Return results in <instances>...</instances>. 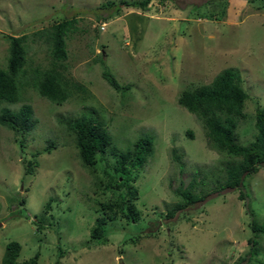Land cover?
<instances>
[{
  "label": "rangeland",
  "instance_id": "obj_1",
  "mask_svg": "<svg viewBox=\"0 0 264 264\" xmlns=\"http://www.w3.org/2000/svg\"><path fill=\"white\" fill-rule=\"evenodd\" d=\"M108 1L114 4L101 7ZM120 1L0 0V67L8 35H31L75 17L65 73L89 89L58 105L27 87L36 128L23 138L0 126V264L11 240L21 244L18 263L37 251L35 264H264V234L249 258L247 211L250 205L264 223V167L246 176L241 189L210 192L226 156L209 147L198 117L177 103L182 90L236 67L248 94L239 142L253 139L255 109L264 107V0H150L145 9ZM31 38L27 66L48 67L46 42ZM104 69L126 87L110 86ZM91 113L119 151L152 139L143 166L130 172L138 190L135 221L103 206L121 191L116 157L107 150L93 167L80 161L66 119ZM192 181L209 194L168 217L180 199L175 190ZM97 218L104 219V234L92 238Z\"/></svg>",
  "mask_w": 264,
  "mask_h": 264
},
{
  "label": "trees",
  "instance_id": "obj_2",
  "mask_svg": "<svg viewBox=\"0 0 264 264\" xmlns=\"http://www.w3.org/2000/svg\"><path fill=\"white\" fill-rule=\"evenodd\" d=\"M149 1L122 0L120 4L145 9ZM113 4L108 1L101 7ZM76 22L75 17L65 18L31 35L7 36L9 46L6 65L0 67V105L6 103L19 104V106L15 109L9 106L0 107V126L23 138L36 128L37 118L33 107L24 97L27 87L33 88L40 96L58 105L66 102L74 93L88 94L89 89L83 83L73 80L65 73V61L68 56L66 38L69 32L76 30ZM32 35L46 42L51 59L48 67L27 66L28 42L32 39ZM102 76L114 89L126 87L120 85L108 69L103 70ZM247 98L248 94L242 86L240 70L236 67L222 69L210 83L186 88L177 97V103L200 120L209 147L226 156L220 169L222 174L217 175L218 180L215 179L210 192L221 189H241L246 176L255 174L264 167V107L257 106L255 109L253 139L245 145L239 142L237 128L247 117L243 110ZM66 121L68 128L75 134V143L83 165L93 167L97 163L96 155L104 154L107 150L116 157L114 169L123 179L119 185L121 191L115 201L107 202L103 206L109 210H119L127 220H137L140 213L133 200L137 197L138 190L134 184L129 183L130 179L134 181L130 172L133 167L143 166L151 152L152 139L140 138L130 149L119 151L113 145L106 125L96 115L91 113L76 119H66ZM188 134L192 135L190 131ZM48 144L51 146L53 142L48 141ZM45 150L50 152L48 147ZM35 155L34 153L33 156ZM175 157L179 159V156ZM127 163L129 166L126 165ZM24 173L31 174V167L25 168ZM200 184L202 183L192 181L186 187L176 189L175 193L180 199L168 209L167 216L171 217L177 210L205 199L209 191ZM245 197L246 195L240 192L239 198ZM247 211L251 217L252 231V236L248 238L251 243L249 258H253L259 251L257 237L264 234V223L256 218L250 205H247ZM103 224V218L96 219L95 226L91 230L92 238L103 236ZM20 250L21 244L18 241L7 242L1 264H35L39 255L37 251L28 262L18 263Z\"/></svg>",
  "mask_w": 264,
  "mask_h": 264
},
{
  "label": "built area",
  "instance_id": "obj_3",
  "mask_svg": "<svg viewBox=\"0 0 264 264\" xmlns=\"http://www.w3.org/2000/svg\"><path fill=\"white\" fill-rule=\"evenodd\" d=\"M101 29H104V24L102 26H100Z\"/></svg>",
  "mask_w": 264,
  "mask_h": 264
},
{
  "label": "clouds",
  "instance_id": "obj_4",
  "mask_svg": "<svg viewBox=\"0 0 264 264\" xmlns=\"http://www.w3.org/2000/svg\"><path fill=\"white\" fill-rule=\"evenodd\" d=\"M105 24V23H104ZM104 29H105V27H104ZM104 29H101V30H104ZM244 88V87H243Z\"/></svg>",
  "mask_w": 264,
  "mask_h": 264
}]
</instances>
